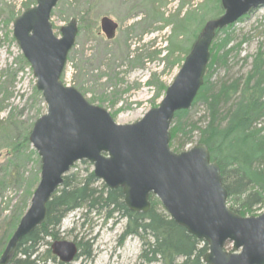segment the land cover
<instances>
[{
	"label": "water",
	"instance_id": "1",
	"mask_svg": "<svg viewBox=\"0 0 264 264\" xmlns=\"http://www.w3.org/2000/svg\"><path fill=\"white\" fill-rule=\"evenodd\" d=\"M36 3L13 21L12 30L47 106L29 137L40 157V181L0 264H8L19 243L43 224L47 203L80 161L92 163L94 176L108 188H121L124 204L132 212H148L150 196L157 197L176 224L208 244L205 263L264 264V212L240 216L229 208L220 167L211 161L207 145L197 143L179 153L170 147L175 114L192 107L204 84L217 30L263 7L264 0H221L224 13L206 22L159 106L126 125L117 124L107 110L88 102L75 87L64 85L61 77L75 45L77 21L71 19L57 37L51 13L58 0ZM118 27L107 16L101 19L109 40ZM51 250L62 263L73 262L79 254L73 241L56 240Z\"/></svg>",
	"mask_w": 264,
	"mask_h": 264
},
{
	"label": "rangeland",
	"instance_id": "2",
	"mask_svg": "<svg viewBox=\"0 0 264 264\" xmlns=\"http://www.w3.org/2000/svg\"><path fill=\"white\" fill-rule=\"evenodd\" d=\"M36 4V0H0V240L9 236L14 212L29 207V193L35 191L40 180V157L24 139L30 137L34 123L46 113L47 106L12 30L14 18ZM221 10L220 0H58L51 13L55 35L61 37V27L71 19L78 25L61 80L75 87L91 104L107 110L117 124L135 123L159 106L204 25L219 17ZM105 16L119 24L110 40L100 27ZM233 30L235 42L243 37L247 42L232 62L230 72L220 70L213 80L225 74L231 78L246 76L250 55L260 46L264 49V6L235 23ZM248 55V60L243 61ZM21 56L29 65L20 64ZM205 113L204 105L198 102L184 121L189 126L195 123L204 127ZM198 140L196 131L190 138L177 139L171 149L183 152ZM182 142L184 148L177 150ZM88 171H93V165L81 161L69 173L84 178ZM101 183L104 185L102 181L97 185ZM262 212L264 206H257L247 216ZM126 223L121 214L108 216L107 211L88 213L81 208L67 214L57 229V239L47 237L49 244L41 252L56 240L84 242V250L92 256L79 255L66 264H144L140 260V237L129 236L120 242ZM227 250L231 251L232 245H227ZM46 264L64 263L56 257Z\"/></svg>",
	"mask_w": 264,
	"mask_h": 264
},
{
	"label": "trees",
	"instance_id": "3",
	"mask_svg": "<svg viewBox=\"0 0 264 264\" xmlns=\"http://www.w3.org/2000/svg\"><path fill=\"white\" fill-rule=\"evenodd\" d=\"M221 9L223 12L222 5ZM233 26L217 30V40L210 48L204 84L193 103L204 105L206 124L197 127L194 123L190 127L184 121L189 110L177 112L170 130V147L177 139L185 140L197 131L198 142L207 145L211 161L220 167L222 183L229 194V208L240 216H247L257 206H264V49L260 46L250 55L252 61L246 76L231 78L225 74L213 80L220 70L230 72L232 62L239 57L242 46L247 42L244 37L235 42ZM250 56L242 60L247 61ZM21 59L20 64L29 65L22 56ZM24 141L28 143L29 138ZM184 145L185 142L178 144L177 150L183 149ZM99 182L92 171H88L84 178L78 173L66 174L62 186L47 203L45 221L19 243L8 264L55 261L51 248L41 252L42 247L49 244L45 240L47 237L57 239V229L62 220L81 208H86L88 213L107 211L108 216L118 213L125 217L127 223L120 242L129 236L140 237L143 241L140 260L144 264H207L204 256L208 252V244L176 224L158 198L150 196L148 212H132L124 204L121 188L110 189L102 183L97 185ZM33 193H29V199ZM27 208L26 205L14 212L7 237L14 232ZM7 237L0 240V255L9 239ZM77 244L81 256L92 254L84 250L86 243Z\"/></svg>",
	"mask_w": 264,
	"mask_h": 264
},
{
	"label": "bare ground",
	"instance_id": "4",
	"mask_svg": "<svg viewBox=\"0 0 264 264\" xmlns=\"http://www.w3.org/2000/svg\"><path fill=\"white\" fill-rule=\"evenodd\" d=\"M91 256H92V254L89 257H91Z\"/></svg>",
	"mask_w": 264,
	"mask_h": 264
}]
</instances>
